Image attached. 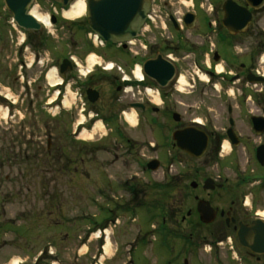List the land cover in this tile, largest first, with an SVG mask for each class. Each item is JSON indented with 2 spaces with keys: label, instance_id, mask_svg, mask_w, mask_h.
Wrapping results in <instances>:
<instances>
[{
  "label": "flooded vegetation",
  "instance_id": "flooded-vegetation-1",
  "mask_svg": "<svg viewBox=\"0 0 264 264\" xmlns=\"http://www.w3.org/2000/svg\"><path fill=\"white\" fill-rule=\"evenodd\" d=\"M0 1L3 8V0ZM149 1L146 21L134 44L126 49L105 45L98 50L104 61L114 63L115 70L106 73L96 68L78 83L85 92L92 89L99 96L98 101L89 104L85 110L86 116L95 113L85 129L91 128L95 118L107 116L109 112L115 114L118 111L111 116L118 119L126 105H141L138 109L140 121L144 114L168 110V101H175L178 112H170L172 116L179 115L175 131L197 129L208 139L207 151L201 159L184 154L196 161L205 159L206 164L222 162V170L231 169L230 173L235 177L230 180V175L224 177L220 173L215 177L195 174L191 179L195 187L190 185L191 188L184 190L180 175L169 177L163 173L158 184L162 197L158 205L160 224L152 226L159 231L156 246L159 258L154 261L153 253L147 257H135V254H144L146 248L152 251L151 240H156L155 237H137L132 242L129 263L124 264H197L200 244V250L209 249L216 264H264V0ZM61 22V18H57L55 26ZM43 37V29L30 33L36 58L40 52L34 43L49 47L51 40ZM80 48L86 52L92 46L83 39ZM111 51L124 57L122 64L113 61L116 59L108 55ZM47 55L55 56V60L48 59V63L58 66L65 59L70 60L69 54L64 52L57 55L49 52ZM136 64L142 68V81L137 79ZM76 71L70 60L62 74L61 92L68 83L77 84L74 82ZM124 75L130 78L127 82L132 88V99L124 93ZM148 89L161 100L162 108L149 99ZM136 97L138 99L133 102ZM185 100H193L194 105L183 103ZM205 101H220L225 106L222 110H212L219 118H211L220 124L195 118L203 115L193 109L197 103L202 105ZM130 130L128 126L126 129L119 125L113 127L106 135L113 138L111 146L103 145L102 139L94 144L78 139V159L74 163L72 158H67L61 170L67 174L73 169L75 173L72 175L77 176L78 164L79 170L85 167L88 151L100 148L109 156L104 159L109 165L121 169L122 166L128 167L130 175L122 180L132 196L130 201L118 207L130 208L133 197L139 196L140 185L143 188L150 185L153 174L148 169L151 159L145 154L146 147L129 134ZM226 144L228 153L224 150ZM50 147L49 140L48 154L53 153ZM94 163L102 167L96 158ZM206 180L212 181L213 189H205ZM172 193L175 197L169 201ZM185 202L191 203V207L185 208ZM199 202L208 203L214 211L211 223L202 220L197 211ZM5 213L6 205L2 204L0 224L7 222ZM168 251H172V259L167 257Z\"/></svg>",
  "mask_w": 264,
  "mask_h": 264
},
{
  "label": "rangeland",
  "instance_id": "rangeland-1",
  "mask_svg": "<svg viewBox=\"0 0 264 264\" xmlns=\"http://www.w3.org/2000/svg\"><path fill=\"white\" fill-rule=\"evenodd\" d=\"M87 1L85 0L86 3ZM3 5L2 3V7ZM60 5L58 0H36V8L40 14L49 16L51 21V12L55 8L56 16L59 15L64 22L44 28L43 38L51 40L49 52L55 55L64 52L65 55L76 57L81 64L93 54L97 61H101L98 50L89 49L85 52L80 48L83 39L92 45L89 34L85 32L87 25L84 18L76 23L67 21ZM10 15L5 7H0V205H6L7 220L0 224V264H9L16 258L26 261L25 264H94V257L103 255V251L99 249L103 241H96L95 234L106 230L110 254H105L106 261L103 264L129 263L135 238H159V231L152 232V226H157L160 221L157 218V206L161 197L158 184L163 173L169 177L180 175L184 190L189 189L195 174L215 177L220 173L224 177L230 175V180L235 177L230 173L231 169L222 170V162L206 164L205 159L192 160L175 148L172 134L176 130V123L170 113L178 112L174 107L177 104L175 101H168L169 109L166 111L144 114L140 121L137 117L139 127L130 130L129 134L146 147V156L152 160L158 158L162 164L158 172L151 174L150 185H144V188L140 185L139 196L133 197L130 208L118 207L131 200L132 195L122 180L130 175L128 167L122 166L121 169L109 165L104 160L109 156L100 148L88 151L85 167L79 170L78 164L77 176L72 175L75 173L73 169L67 174L63 172L61 167L67 158H72L75 163V159L79 157V141L73 139V130L79 122L84 121L82 106L78 101L80 97L85 101L84 90L80 86L72 87L70 96L77 97V107L73 106L71 111H63L61 105H58L59 109L46 105L53 96V93L47 96L46 66L48 59L55 60V56L47 55L48 46H37L40 52L37 60L44 59V69L37 62L30 67L34 54L33 44L26 33L13 29ZM23 37L25 40L21 42ZM108 55L116 59L113 61L122 64L124 57L117 51L108 52ZM36 65L38 67L34 72ZM51 66L57 67L53 63L47 68ZM74 78L75 82L79 81L76 73ZM36 79L38 81L34 82ZM4 96H9L11 100ZM148 97L155 106L162 108V102L152 93ZM137 99L138 97L135 98ZM183 103L194 105L193 100H185ZM221 104L220 101H205L202 105L197 103L193 110L204 117L195 118L203 119L205 123L207 119L208 122L220 124L211 116L218 117L212 110L224 109L225 106ZM124 110L130 112L128 105L124 106ZM5 113H8L7 117L4 116ZM109 113L99 118L110 119L118 111L115 114ZM116 125L126 129L122 121ZM91 136V141L80 142L94 144L102 139L105 146L113 143V138H101L99 133ZM49 139L53 151L50 154L47 153ZM55 150L59 152L58 155ZM94 158L102 163L101 168L98 164L95 165ZM83 170L85 173H82ZM174 197L172 193L168 200ZM182 197L185 199L184 193ZM185 204V208L191 207V203ZM1 219L5 221L4 218ZM203 235L202 233L201 236ZM101 236L105 237L103 233ZM156 240H151L154 246L152 251L146 248L144 254H135V257H147L153 253L154 261L157 260L159 254L156 246L159 240ZM200 248L197 264H216L209 249ZM168 254L167 257L172 259V251H168ZM108 255L112 257L107 259ZM145 261L144 258L143 262Z\"/></svg>",
  "mask_w": 264,
  "mask_h": 264
},
{
  "label": "water",
  "instance_id": "water-1",
  "mask_svg": "<svg viewBox=\"0 0 264 264\" xmlns=\"http://www.w3.org/2000/svg\"><path fill=\"white\" fill-rule=\"evenodd\" d=\"M34 0H4L7 9L12 13L15 23L25 31H39L41 26L29 9ZM63 7H68L71 0H61ZM149 0H89L86 10V19L90 30L106 43L123 44L135 39L145 22L149 11ZM56 21L52 17V23ZM69 62L65 60L60 68L64 73ZM129 85V83H125ZM88 100L95 103L98 94L95 91H87ZM140 108V105H134ZM174 121L178 122L179 116L173 115ZM176 146L193 158H202L207 150L208 139L206 135L197 129H187L173 134ZM159 168V162L153 161L149 165L151 171ZM205 189H213L212 181L207 180ZM202 219L210 223L214 218V211L208 203L199 202L197 208Z\"/></svg>",
  "mask_w": 264,
  "mask_h": 264
},
{
  "label": "bare ground",
  "instance_id": "bare-ground-1",
  "mask_svg": "<svg viewBox=\"0 0 264 264\" xmlns=\"http://www.w3.org/2000/svg\"><path fill=\"white\" fill-rule=\"evenodd\" d=\"M86 8H87V6H86V3H85L84 0H75V1H73L71 3V6L67 10H64L62 12V14H63V17L66 20L77 21V20L82 19L85 16ZM30 15H32L45 28H50L51 27L52 24H51L49 16H44V15L40 14L38 12L37 8L31 9ZM21 42H23V38H22ZM96 62H97V60L95 59L94 55L89 56V58H88V69H91L95 65ZM136 74L138 75V77H141V74H140L139 70L136 72ZM57 75H58V73H57V71L55 69H52L47 75V78H48L49 82L53 86H56L60 82V79H57ZM55 98H56V95L50 100V102H53L55 100ZM72 99L74 100L75 98L72 96ZM73 100H71V102ZM65 105L69 106L70 103L68 101H66ZM124 115H125V118H126V122H128L132 127L137 124L136 114H135L134 111L126 112ZM4 116L7 117V113H5ZM82 122H80V124ZM96 130L97 131L104 130L103 125H102L101 122H97L94 125L93 132H96ZM80 136L83 137L82 138L83 140H91V139H93V137L90 134H87V132H83ZM224 150H225L226 153L229 152L228 144H226L224 146ZM100 233L101 232H98L97 234H95V236L98 237V235ZM104 250H105V254H110V242H108L105 245ZM82 252H84V250H82ZM110 257H112V256H109L108 258H110ZM18 261H19V258H16V259H14L11 262V264H17Z\"/></svg>",
  "mask_w": 264,
  "mask_h": 264
}]
</instances>
